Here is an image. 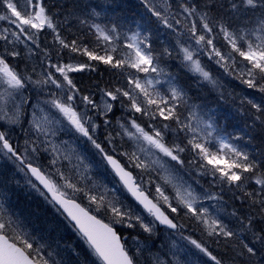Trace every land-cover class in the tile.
I'll use <instances>...</instances> for the list:
<instances>
[{
  "label": "snow or ice",
  "instance_id": "obj_1",
  "mask_svg": "<svg viewBox=\"0 0 264 264\" xmlns=\"http://www.w3.org/2000/svg\"><path fill=\"white\" fill-rule=\"evenodd\" d=\"M136 7L129 20L124 0H0V159L80 241L42 243L0 203V264H264V148L241 143L259 129L264 145V0ZM165 58L218 99H194ZM213 66L244 90L226 94ZM159 226L186 243L157 246Z\"/></svg>",
  "mask_w": 264,
  "mask_h": 264
},
{
  "label": "trees",
  "instance_id": "obj_2",
  "mask_svg": "<svg viewBox=\"0 0 264 264\" xmlns=\"http://www.w3.org/2000/svg\"><path fill=\"white\" fill-rule=\"evenodd\" d=\"M125 3L129 5V8L127 9V12L125 13L128 16V19H136L137 17H132V12L134 11H142V9H138L136 6L139 3V0H124ZM97 22L103 23V20H98ZM72 27V33H75L78 31V29L81 28V26L78 24L77 21L72 20L70 22ZM131 27H135V25H131ZM86 31V29H84ZM72 33H69L67 31H62V34L67 36L68 38H72ZM43 40L44 37H41ZM161 39L165 41V43L168 42L170 37H167L166 35L161 36ZM47 43L51 44L52 39L51 36L47 37ZM166 66V70L172 72L175 75H178L179 80L182 84H185L189 87V95H191L194 99L197 101L202 100L204 98H207L209 100L212 99H218V93L213 87L208 84L207 82H200L198 81V77L192 73L189 72L187 69L183 68L180 65V61L178 58L176 59H168L165 58L163 62ZM202 63L206 64L208 63L206 58H202ZM213 72L214 78H217L224 86L223 90L227 94V92H233L240 93L244 90V86L239 83V81H235L233 77H230L223 71V69H220L218 66H213L210 69ZM217 70H222L223 74L220 78L217 74ZM101 72L104 71L103 67L100 68ZM143 75V74H141ZM84 80H89L88 73L84 74ZM98 78V74L93 75L91 77L92 80H95ZM109 74L107 72H104V79H108ZM221 105L224 108L229 107L230 105L224 101L220 102ZM121 115L120 111H116V117H119ZM109 117H111V114H109ZM239 119V117H237ZM113 123L115 122V117H112ZM250 123V121H249ZM231 122L229 123V131H232L231 128ZM27 127L26 123L24 125ZM241 127H243V122H241ZM119 130V129H117ZM252 135L255 137L250 142L247 138H245L243 141H241L242 145L247 146L248 150L252 153L258 154L259 150L261 148H264V145L261 143L260 135H259V129H256ZM126 139V138H125ZM135 173V171H134ZM11 182L8 184V187L6 188V193L8 194V198L5 199L6 202H8L14 210H16L20 217H22L23 221L28 225V229L30 230V233L34 236L42 235V238L44 240L52 239L57 240L60 238H64L66 235L67 238L71 239L74 235L65 233L63 224L61 223L63 221V218L60 217L55 210L45 202L43 197L37 196L35 198H31L29 195L25 194L23 189H18L15 186L16 180L12 177H9ZM153 178L155 179V174H153ZM145 180H147V176H145ZM254 183V182H253ZM201 184H203L205 187H207V182L204 180H201ZM1 187V186H0ZM168 192H171L170 188L167 189ZM231 203V202H230ZM191 227V225H189ZM131 230H128L125 232V235H128ZM159 236L154 238V242L157 246H159L164 241V235L163 228H158ZM187 234V233H186ZM131 235H136L135 232H131ZM197 237L199 236V233H196ZM65 240V239H64ZM67 240V239H66ZM80 241L77 238L76 244H79ZM155 251V249H153Z\"/></svg>",
  "mask_w": 264,
  "mask_h": 264
},
{
  "label": "rangeland",
  "instance_id": "obj_3",
  "mask_svg": "<svg viewBox=\"0 0 264 264\" xmlns=\"http://www.w3.org/2000/svg\"><path fill=\"white\" fill-rule=\"evenodd\" d=\"M7 26L8 25H7L6 22H0V30H2L3 27H7ZM9 38L11 39V37H9ZM4 43L5 42L3 40H0V51H2ZM10 47H11V45H10ZM18 47L20 49H23V45L22 44H19ZM217 72H218L217 74L221 78L222 74H223L222 70H217ZM29 118H30V113H29ZM101 119H103V118H101ZM59 140H70V137L61 135V136L58 137L57 143L59 142ZM86 147L87 146H85V148ZM86 154L90 155V153H86ZM66 163L67 162H65V164ZM73 163H75V160H73ZM0 169L5 170L9 177L14 178L16 181H19L18 184L15 183V186L17 185L16 187L18 189H23L25 194L29 195L31 198H35L37 196H40L35 190L31 189V187L26 183L25 174L23 172L16 171L15 167L11 164V162H6L3 159H0ZM91 175L93 176V179H95L97 182L108 184V186L111 187V183H109L111 177H108V176H106L105 174H103L101 172H97L96 170H94L91 173ZM181 175H183L186 180H189V182H191L190 178L185 173H181ZM194 187H197V190H199L198 186L194 185ZM168 193L170 195L172 194L171 192H168ZM6 198H8V194L6 193V189L1 186L0 187V203H3V207L6 210H8L11 213H15L16 215H18L20 220L22 221V225L21 226L25 230L30 232V230L28 229V225L23 221V219H22V217H20L19 213L16 210H14L12 208V206L8 202L5 201ZM64 231H65V233L73 234L74 236L71 239H69V238H67L66 235H63V236H65L64 238L57 239V240H59L61 247H63L65 244H73V245H75L76 239L78 238V237H76L75 233L70 228H64ZM162 234L164 235V229H163V233ZM36 237H37V239H40L42 243L43 242L51 243L52 241H55V240H52V239L44 240L42 238V235H38V234L36 235ZM172 240H175L177 244L186 243V242L181 241L179 235L177 234V235L171 236V238H168V237H166L164 235V241L161 244H164V245L167 246L168 244H170L172 242ZM53 247L55 248V244H53ZM57 258H59V257H57Z\"/></svg>",
  "mask_w": 264,
  "mask_h": 264
},
{
  "label": "water",
  "instance_id": "obj_4",
  "mask_svg": "<svg viewBox=\"0 0 264 264\" xmlns=\"http://www.w3.org/2000/svg\"><path fill=\"white\" fill-rule=\"evenodd\" d=\"M163 227V226H162Z\"/></svg>",
  "mask_w": 264,
  "mask_h": 264
}]
</instances>
